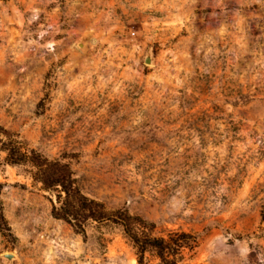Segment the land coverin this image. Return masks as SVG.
<instances>
[{
	"label": "rangeland",
	"instance_id": "374dc122",
	"mask_svg": "<svg viewBox=\"0 0 264 264\" xmlns=\"http://www.w3.org/2000/svg\"><path fill=\"white\" fill-rule=\"evenodd\" d=\"M0 141L153 237L189 235L181 264H264V0H0ZM5 157L0 264H138Z\"/></svg>",
	"mask_w": 264,
	"mask_h": 264
},
{
	"label": "trees",
	"instance_id": "16d2710c",
	"mask_svg": "<svg viewBox=\"0 0 264 264\" xmlns=\"http://www.w3.org/2000/svg\"><path fill=\"white\" fill-rule=\"evenodd\" d=\"M0 152L5 161L13 167H28L32 180L42 189L55 195L52 216L69 224L78 234L85 235L88 224L113 225L121 228L124 237L137 252V263L142 264L143 256L151 251L160 264H181V251L189 235L169 234L168 239L156 238L152 234L154 224L132 216L127 210L109 211L104 206L81 193L71 167L59 160H48L33 150H23L20 144L0 141ZM0 184V192H1Z\"/></svg>",
	"mask_w": 264,
	"mask_h": 264
},
{
	"label": "water",
	"instance_id": "95a60500",
	"mask_svg": "<svg viewBox=\"0 0 264 264\" xmlns=\"http://www.w3.org/2000/svg\"><path fill=\"white\" fill-rule=\"evenodd\" d=\"M145 63L150 65L152 61L150 58H146ZM2 258L6 263H10L13 260V256L11 255H3Z\"/></svg>",
	"mask_w": 264,
	"mask_h": 264
}]
</instances>
